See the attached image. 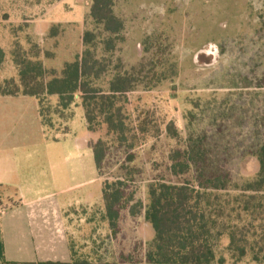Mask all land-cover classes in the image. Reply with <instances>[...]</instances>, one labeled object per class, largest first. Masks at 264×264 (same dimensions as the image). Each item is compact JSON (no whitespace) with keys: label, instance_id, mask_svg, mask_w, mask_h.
I'll list each match as a JSON object with an SVG mask.
<instances>
[{"label":"rangeland","instance_id":"obj_1","mask_svg":"<svg viewBox=\"0 0 264 264\" xmlns=\"http://www.w3.org/2000/svg\"><path fill=\"white\" fill-rule=\"evenodd\" d=\"M219 1L113 0V11L125 30L115 50L106 53L109 35L90 16L92 0H0L3 74L15 76L10 55L15 43L24 51L37 46L45 68L60 72L85 50L82 35L92 32L97 58L108 64L95 85L108 91L117 74L134 77L133 91L123 104L128 131L124 139L109 135L105 126L90 134L77 100L68 124L71 132L61 134L60 140L104 141L102 180H125L127 194H134L143 208L151 184L193 180V172L181 178L170 174L171 154L188 146H199L208 164L223 168L241 184L258 173L255 153L264 145V0ZM88 156L87 179L92 173L97 178L94 160ZM87 189L92 201L102 204L100 185ZM104 214L103 203L88 217L94 216L100 234L93 238L86 229L79 235V260L111 263L133 251L135 260L143 261L154 236L144 211L135 218L123 211L113 242ZM227 246L226 238L216 246L217 257L225 264H253L231 261Z\"/></svg>","mask_w":264,"mask_h":264},{"label":"trees","instance_id":"obj_2","mask_svg":"<svg viewBox=\"0 0 264 264\" xmlns=\"http://www.w3.org/2000/svg\"><path fill=\"white\" fill-rule=\"evenodd\" d=\"M58 2L62 0H57ZM113 0H92L90 16L109 35L105 52L112 53L125 30L124 22L113 11ZM96 36L82 35L85 50L74 61L65 63L60 72L48 70L40 59V50L33 46L24 51L18 43L10 52L17 70V79L0 82L2 97H31L38 101L39 117L46 131L68 134V124L77 100L84 109L90 134L105 126L109 135L124 139L128 126L123 104L133 91L135 80L129 74H117L104 91L95 85L107 72L108 64L94 51ZM5 53L0 48V68ZM51 98H57L55 104ZM60 121L61 124H57ZM63 123V124H62ZM171 136L177 133L169 128ZM99 175L106 158V143L90 141ZM199 146L177 150L170 156V174L181 178L193 172V180L179 183L156 182L148 188V205L143 208L134 194H127V183L118 179L102 182L104 219L113 237L120 233L121 213L129 211L135 218L144 211V220L153 231V238L141 262L134 252L121 253L117 264H225L218 258L217 244L228 240L230 260L264 264V145L255 153L259 170L253 179L239 184L221 167H212L200 155ZM73 264H89L75 259Z\"/></svg>","mask_w":264,"mask_h":264},{"label":"crops","instance_id":"obj_3","mask_svg":"<svg viewBox=\"0 0 264 264\" xmlns=\"http://www.w3.org/2000/svg\"><path fill=\"white\" fill-rule=\"evenodd\" d=\"M4 65L0 79L16 78L13 63L14 77L3 74ZM61 134L42 126L35 98L0 96V204L8 206L0 217V264H73L82 257L79 235L86 229L93 238L100 234L94 216L88 218L103 206V195L95 204L87 189L98 183L102 191L103 182L96 166L97 178L87 179V151L94 160L89 140L63 141Z\"/></svg>","mask_w":264,"mask_h":264},{"label":"built area","instance_id":"obj_4","mask_svg":"<svg viewBox=\"0 0 264 264\" xmlns=\"http://www.w3.org/2000/svg\"><path fill=\"white\" fill-rule=\"evenodd\" d=\"M8 210V206L0 204V217L4 216Z\"/></svg>","mask_w":264,"mask_h":264}]
</instances>
